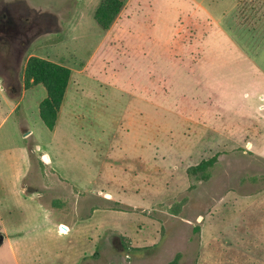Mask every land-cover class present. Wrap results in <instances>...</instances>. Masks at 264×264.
Returning <instances> with one entry per match:
<instances>
[{"label":"rangeland","instance_id":"1","mask_svg":"<svg viewBox=\"0 0 264 264\" xmlns=\"http://www.w3.org/2000/svg\"><path fill=\"white\" fill-rule=\"evenodd\" d=\"M106 1L0 0L33 23L0 70V260L264 264V0ZM30 57L71 71L51 132ZM96 208L82 250L54 236Z\"/></svg>","mask_w":264,"mask_h":264},{"label":"trees","instance_id":"2","mask_svg":"<svg viewBox=\"0 0 264 264\" xmlns=\"http://www.w3.org/2000/svg\"><path fill=\"white\" fill-rule=\"evenodd\" d=\"M109 7V21L116 15L122 6V0H107ZM25 75L34 83H41L46 86L47 94L39 103L38 112L43 125L48 130H53L57 118V112L62 103L70 81L71 71L65 65L48 61L39 57H30L25 66ZM216 160L213 156L202 160L189 168V173L206 170Z\"/></svg>","mask_w":264,"mask_h":264},{"label":"flooded vegetation","instance_id":"3","mask_svg":"<svg viewBox=\"0 0 264 264\" xmlns=\"http://www.w3.org/2000/svg\"><path fill=\"white\" fill-rule=\"evenodd\" d=\"M28 16V10L15 4L0 7V45L5 47V53L0 55V70L16 68V61L22 58L23 44L28 41L25 36L33 25L27 21Z\"/></svg>","mask_w":264,"mask_h":264},{"label":"crops","instance_id":"4","mask_svg":"<svg viewBox=\"0 0 264 264\" xmlns=\"http://www.w3.org/2000/svg\"><path fill=\"white\" fill-rule=\"evenodd\" d=\"M40 118V117H39ZM41 120V119H40ZM41 123H42V121H41ZM43 124V123H42ZM44 126V125H43ZM45 127V126H44ZM46 128V127H45ZM47 129V128H46ZM50 132L52 131V130H49ZM26 133H29V131L28 132H26ZM98 212V209L96 208V209H94L93 210V212L90 214V216L89 217H83V218H81V219H79L78 221H76L75 223H74V225H72V226H67L66 227V234H61V233H59V232H57V233H55L54 234V236L56 237V235H61V237H60V239L61 238H63L64 236H67V237H69V240L67 239V242L68 243H66V245H68L69 246V248H71L72 246H73V244H74V241L76 242V240H77V242L78 243H80V245H81V247H76L75 246V248H77V249H80L81 248V250H82V247L84 248V245H83V243L80 241V240H82V236L83 235H85L88 231H91L92 230V228L94 229V230H96L97 228H96V226H97V222H99L100 221V218H99V215H101V213H99ZM12 214V213H11ZM11 214H10V211H9V209L8 208H5V207H3L2 208V210H1V216L2 217H6V218H8V217H10L11 216ZM17 224V225H16ZM19 224H20V221L19 220H17V222H15V225L16 226H19ZM14 225V226H15ZM114 228H116V226L114 227ZM70 234V235H69ZM0 235H2L1 233H0ZM69 235V236H68ZM3 236V240H4V235H2ZM73 237V239H72V242H71V240H70V238H72ZM77 242H76V244H77ZM2 243H3V241H2ZM2 243L0 244V247H1V245H2ZM75 244V245H76ZM4 245V244H3ZM65 245V246H66ZM8 249V251H10L11 250V248L9 247V248H7ZM12 259V264H24V260H22V259H20V258H11ZM49 263H51V261H50V259H44V260H40V259H38V261H36V262H34V261H32V262H30V264H49ZM0 264H4V262L2 261V260H0ZM6 264H8V263H6Z\"/></svg>","mask_w":264,"mask_h":264},{"label":"water","instance_id":"5","mask_svg":"<svg viewBox=\"0 0 264 264\" xmlns=\"http://www.w3.org/2000/svg\"><path fill=\"white\" fill-rule=\"evenodd\" d=\"M24 134H27V133L25 132ZM2 241H3V236L0 235V244L2 243Z\"/></svg>","mask_w":264,"mask_h":264}]
</instances>
